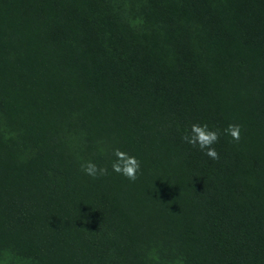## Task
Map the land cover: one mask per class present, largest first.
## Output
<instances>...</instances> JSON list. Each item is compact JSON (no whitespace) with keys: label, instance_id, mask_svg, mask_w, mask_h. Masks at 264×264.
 <instances>
[{"label":"trees","instance_id":"trees-1","mask_svg":"<svg viewBox=\"0 0 264 264\" xmlns=\"http://www.w3.org/2000/svg\"><path fill=\"white\" fill-rule=\"evenodd\" d=\"M0 264H264V0H0Z\"/></svg>","mask_w":264,"mask_h":264},{"label":"clouds","instance_id":"clouds-1","mask_svg":"<svg viewBox=\"0 0 264 264\" xmlns=\"http://www.w3.org/2000/svg\"><path fill=\"white\" fill-rule=\"evenodd\" d=\"M224 134L230 136L233 140H240L241 126L238 124H229L224 130ZM182 140L193 147H199L209 158L213 160L219 159V153L212 147L219 141L220 131L210 130L207 124L193 123L188 131L181 137ZM113 155L116 159L112 163V170L116 173L122 174L130 181H135L137 172L140 169V161L127 152L116 148L113 150ZM82 170L85 174L96 178L97 176H104L108 174L106 167H100L92 161H87L81 164Z\"/></svg>","mask_w":264,"mask_h":264},{"label":"rangeland","instance_id":"rangeland-1","mask_svg":"<svg viewBox=\"0 0 264 264\" xmlns=\"http://www.w3.org/2000/svg\"><path fill=\"white\" fill-rule=\"evenodd\" d=\"M13 124H15V123H13V122H8V123H7V125H9L8 128H9V129H12V126H11V125H13Z\"/></svg>","mask_w":264,"mask_h":264}]
</instances>
